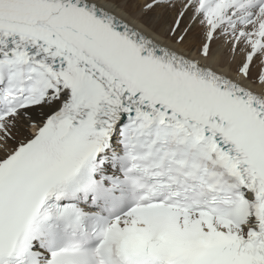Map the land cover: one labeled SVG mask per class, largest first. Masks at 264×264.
I'll list each match as a JSON object with an SVG mask.
<instances>
[{"label":"snow or ice","instance_id":"obj_1","mask_svg":"<svg viewBox=\"0 0 264 264\" xmlns=\"http://www.w3.org/2000/svg\"><path fill=\"white\" fill-rule=\"evenodd\" d=\"M0 264H264V0H0Z\"/></svg>","mask_w":264,"mask_h":264}]
</instances>
